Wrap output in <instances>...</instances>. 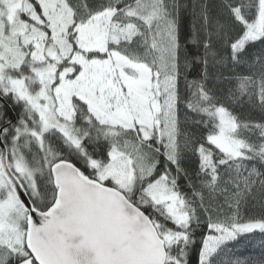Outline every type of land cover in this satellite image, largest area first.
<instances>
[{
  "label": "snow or ice",
  "instance_id": "obj_1",
  "mask_svg": "<svg viewBox=\"0 0 264 264\" xmlns=\"http://www.w3.org/2000/svg\"><path fill=\"white\" fill-rule=\"evenodd\" d=\"M256 233L264 0H0V264H264Z\"/></svg>",
  "mask_w": 264,
  "mask_h": 264
},
{
  "label": "trees",
  "instance_id": "obj_2",
  "mask_svg": "<svg viewBox=\"0 0 264 264\" xmlns=\"http://www.w3.org/2000/svg\"><path fill=\"white\" fill-rule=\"evenodd\" d=\"M188 30V20L185 21V34ZM262 237L259 233H256L250 244H244L240 247L238 255L242 257H251L253 259H260L264 257V247H262Z\"/></svg>",
  "mask_w": 264,
  "mask_h": 264
}]
</instances>
